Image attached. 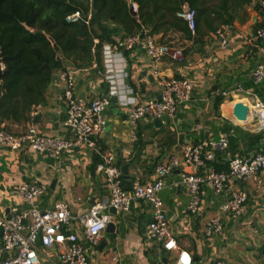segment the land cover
<instances>
[{
  "label": "crops",
  "instance_id": "1",
  "mask_svg": "<svg viewBox=\"0 0 264 264\" xmlns=\"http://www.w3.org/2000/svg\"><path fill=\"white\" fill-rule=\"evenodd\" d=\"M258 4L257 0H252L234 13L232 23L219 27L230 40L228 48L220 47V38L203 27L201 21L198 28L204 32L198 40L194 35L187 38L177 31L168 32L162 38L160 34L156 35L160 41L182 48L184 55L181 62L165 57L159 63L161 73L167 77L188 76L194 81L190 99L179 104L174 115L158 122H155L156 119L143 120L131 126L126 120V109L113 101L103 111L106 126L104 132L95 137V152L86 146L63 150L58 155L31 150L17 152L0 147V216L11 208L29 207L16 192L20 183L29 181L46 186L45 192L35 201L36 207L48 209L55 201H64L69 203L74 214L86 212L93 200H101L108 195L103 175L95 170L101 150L103 153L112 152L114 158L119 159V165L131 163L129 173H135V178L130 181V188L135 181L151 182L153 165L165 162L171 154H180L183 144H196L225 135L228 147L211 164L214 169L216 166H228L234 157L250 158L253 153L264 150V129L253 128L249 121L237 122L232 115L233 105L236 102L249 103L251 95H256L264 103V79L257 84L251 79V70L258 61V48L262 44L255 38V31L263 21L259 8L255 9ZM110 30L115 40L124 36L118 24L111 23ZM122 54L127 72L124 82L132 88L131 95L138 101L157 97L156 78L147 55L139 49ZM64 66V69L54 71L53 80L46 90L45 104L33 109L30 120L3 121L0 126L19 134L33 123L44 134L70 137L64 124V72L73 71L75 93L80 100L89 102L107 88L95 62L84 68H75L64 61ZM237 85L242 90L236 91ZM223 92L226 94L223 95ZM219 96L223 100L217 104ZM203 169L199 167L198 171L201 173ZM182 170L181 165L164 178L159 196L178 246L190 252L195 259L192 264H213L218 258L235 264H264L262 193L255 191L252 184L239 180L234 185L225 186L218 195L205 187L199 214H191L186 209L189 199L187 190L180 182ZM260 176L264 180V169L260 171ZM234 188H243L248 193L244 212L236 217L225 214L223 230L207 237L204 233L207 221L215 214L219 204L231 197ZM107 215L116 225L115 246L118 248L115 252L110 251L111 234L105 229L97 243L89 244L83 240L91 264H171L175 252H170L167 262H163L159 256V242L146 234L150 215L148 202L134 199L129 208L120 211L118 216ZM63 229L65 232H80L79 225L74 221ZM103 239L108 240L109 245L101 250ZM60 249L57 245L42 247L39 264H60Z\"/></svg>",
  "mask_w": 264,
  "mask_h": 264
},
{
  "label": "built area",
  "instance_id": "2",
  "mask_svg": "<svg viewBox=\"0 0 264 264\" xmlns=\"http://www.w3.org/2000/svg\"><path fill=\"white\" fill-rule=\"evenodd\" d=\"M258 3L263 21L255 31V38L262 43L258 48V61L251 70V79L255 84L264 79V0H259ZM128 5L131 11H137L135 2L129 0ZM177 15L186 22L191 34L194 35L195 10L184 3ZM82 16L80 10H75L65 17V21L78 22ZM86 18H90L89 13ZM215 33L220 38V47L228 48L230 40L225 32L218 29ZM136 49L142 50L149 58L158 89L157 97L144 101H138L133 97L132 88L124 82L127 72L122 53ZM165 57L181 62L184 58L183 49L160 41L146 27L116 39L114 44H104L103 69L98 70L106 82L107 89L103 94L89 102L80 100L75 93L73 71L66 70L63 74L66 79L62 91L66 108L64 124L69 130L70 137L44 134L33 123L19 134L8 131L2 125L0 147L17 152L31 150L58 155L63 150L86 146L95 152V137L103 133L106 126L103 111L112 101L126 109V120L131 126H136L143 120L163 119L174 115L178 105L190 99L194 81L188 76H164L159 70V63ZM240 90H242L241 86L237 85L236 91ZM225 94L226 92H223V95ZM246 104L247 118L240 123L249 121L253 128L264 129V103L256 95H251L250 102ZM32 111L30 116H33ZM227 147L228 139L225 135L196 144H183L180 154H171L165 162H156L153 165L151 182L135 181L129 189L124 188L123 177L119 167L115 165L114 154L110 151L101 153L95 170L103 175L108 195L94 201L82 214H74L69 203L64 201H55L48 209L36 207L35 201L45 192L46 186L36 181L20 183L16 192L29 204V207L11 208L8 213L0 216V264H39L40 249L52 245L61 248L60 264H91L83 240L89 244L97 243L107 222L110 221V216L106 213L108 207L113 206L119 211H126L134 199L148 202L150 215L146 223V234L159 242L167 251L175 252L171 264H192L193 258L190 252L177 244L159 191L163 186L164 178L182 165L180 182L189 196L186 206L188 213L199 214L205 187L211 188L214 194L218 195L225 186L234 185L237 180L252 184L254 190L261 192L264 198V180L260 176V171L264 169V150L253 153L250 158L234 157L229 161L227 170L217 171L211 167V164L217 161L218 155L225 153ZM199 167L204 168L201 173L198 171ZM247 198L248 193L245 189L234 188L231 197L219 204L215 214L207 221L205 235L211 237L223 230L225 214L232 217L242 214ZM72 221L79 225L80 232L64 231V226ZM4 253L7 255L3 258ZM213 264L235 263L218 258Z\"/></svg>",
  "mask_w": 264,
  "mask_h": 264
},
{
  "label": "trees",
  "instance_id": "3",
  "mask_svg": "<svg viewBox=\"0 0 264 264\" xmlns=\"http://www.w3.org/2000/svg\"><path fill=\"white\" fill-rule=\"evenodd\" d=\"M128 1L0 0V56L4 66L0 80V122L30 120L31 111L45 104L53 73L65 68L64 61L75 68L95 62L96 69L101 71L103 45L115 43L111 23L120 25L124 36L146 27L161 38L172 31L192 38L186 22L177 15L186 3L195 10L194 38L198 40L204 32L198 28L200 21L208 31L216 32L221 25L232 23L234 13L252 2L131 0L137 4V11L132 12ZM75 10L81 11L82 18L67 23L65 17ZM222 100L219 96L217 104ZM227 168L215 167L217 171Z\"/></svg>",
  "mask_w": 264,
  "mask_h": 264
},
{
  "label": "water",
  "instance_id": "4",
  "mask_svg": "<svg viewBox=\"0 0 264 264\" xmlns=\"http://www.w3.org/2000/svg\"><path fill=\"white\" fill-rule=\"evenodd\" d=\"M3 62H2V59H1V56H0V80H1V77H2V72H3ZM0 94H1V89H0ZM113 104V101L111 102L110 105ZM247 114H248V105L246 103H243V102H236L234 105H233V110H232V115L234 117V119L237 121V122H242V121H245L246 118H247ZM159 119H156L155 122H158ZM100 153H103V150L99 151ZM115 165L117 167H119L120 171H121V174H122V177L124 179V188L125 189H129L130 188V181L135 178V173H129V167L131 165V163H125L123 165H119V159L115 158ZM53 187V186H51ZM95 201V200H93ZM107 213L113 215V216H118V214L120 213V211L116 208H114L113 206H109L108 209H107ZM6 214V213H5ZM115 223L113 221H108L107 224H106V227H105V231L107 233H110L111 234V248H110V251L112 252H115L116 249L118 247H116V236H115ZM141 227H143L142 229V232L144 231V222H142L141 224ZM0 234H1V231H0ZM39 243H40V239H39ZM160 244V243H159ZM109 245V242L108 240L106 239H103L101 240L100 242V249H104L105 247H107ZM169 251H167L164 247H161V250H160V253H159V256L161 257L162 261L163 262H167V256L169 255ZM262 254L264 255V247L262 248ZM7 254L4 253L3 254V258L6 256ZM195 259H193L194 261Z\"/></svg>",
  "mask_w": 264,
  "mask_h": 264
}]
</instances>
